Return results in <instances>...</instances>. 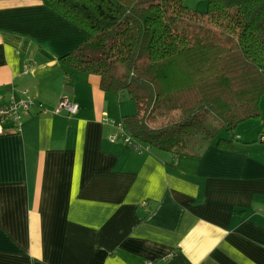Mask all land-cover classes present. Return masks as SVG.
I'll return each instance as SVG.
<instances>
[{
    "label": "crops",
    "instance_id": "obj_1",
    "mask_svg": "<svg viewBox=\"0 0 264 264\" xmlns=\"http://www.w3.org/2000/svg\"><path fill=\"white\" fill-rule=\"evenodd\" d=\"M90 38L44 0H0V103L43 104L0 135V264H264L262 151L111 141L125 92L61 62Z\"/></svg>",
    "mask_w": 264,
    "mask_h": 264
},
{
    "label": "trees",
    "instance_id": "obj_2",
    "mask_svg": "<svg viewBox=\"0 0 264 264\" xmlns=\"http://www.w3.org/2000/svg\"><path fill=\"white\" fill-rule=\"evenodd\" d=\"M44 2L91 33L61 62L129 94L137 111L123 122L140 150L173 160L237 149L236 126L261 116L264 0H208L205 12L184 0Z\"/></svg>",
    "mask_w": 264,
    "mask_h": 264
},
{
    "label": "built area",
    "instance_id": "obj_3",
    "mask_svg": "<svg viewBox=\"0 0 264 264\" xmlns=\"http://www.w3.org/2000/svg\"><path fill=\"white\" fill-rule=\"evenodd\" d=\"M20 99H12L8 103H0V135L5 132V125L8 124L7 128L10 130L19 129L22 124V115L27 112L31 107L37 105L43 108L42 103H37L32 96L28 93ZM78 104L71 102L68 98H63L57 108V112L66 111L69 114H75L78 111ZM109 121L115 126V130L110 134L109 138L111 141H117L122 139L129 147L135 150H140L139 143L136 142L135 138L128 132L123 121H116L115 119H109ZM264 139V136L262 137ZM146 204V202H145ZM146 264H154L151 260L147 261Z\"/></svg>",
    "mask_w": 264,
    "mask_h": 264
},
{
    "label": "rangeland",
    "instance_id": "obj_4",
    "mask_svg": "<svg viewBox=\"0 0 264 264\" xmlns=\"http://www.w3.org/2000/svg\"><path fill=\"white\" fill-rule=\"evenodd\" d=\"M185 3L187 6L202 12H205L208 8L207 0H196V2L194 0H187ZM116 103L117 105L122 104L125 107L130 106L133 109V114L137 111L136 103L131 99L128 93H124V95L121 96ZM259 104L262 111L261 116L249 118L241 122L236 126L234 132L238 135L237 144L241 147L243 146L250 150L255 148L262 151L264 154V139H262V135H264V95L261 97ZM116 120L120 121V119L117 118ZM208 122L216 126L221 125V122L217 118H211Z\"/></svg>",
    "mask_w": 264,
    "mask_h": 264
}]
</instances>
